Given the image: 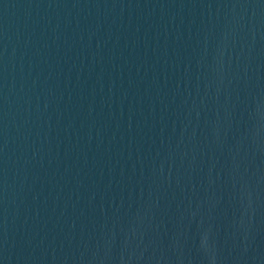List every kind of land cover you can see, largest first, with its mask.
<instances>
[{"label":"water","instance_id":"obj_1","mask_svg":"<svg viewBox=\"0 0 264 264\" xmlns=\"http://www.w3.org/2000/svg\"><path fill=\"white\" fill-rule=\"evenodd\" d=\"M0 264H264V0H0Z\"/></svg>","mask_w":264,"mask_h":264}]
</instances>
